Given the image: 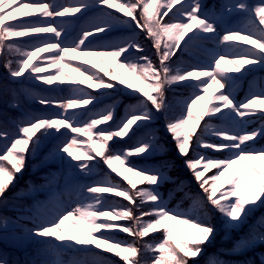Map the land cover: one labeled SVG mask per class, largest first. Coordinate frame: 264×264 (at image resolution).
<instances>
[{"label": "snow or ice", "instance_id": "1", "mask_svg": "<svg viewBox=\"0 0 264 264\" xmlns=\"http://www.w3.org/2000/svg\"><path fill=\"white\" fill-rule=\"evenodd\" d=\"M113 8L130 19L122 20L106 11ZM90 11L96 13L93 23L74 37L68 32L72 22L56 19L79 13L76 20H81ZM235 14H241L243 27L227 23L226 18ZM218 24L224 25L223 35L218 31ZM119 25L130 29L134 25V29L146 33L145 38L151 40L156 50L158 66L146 54L135 32L127 37L108 39ZM46 33L51 35H34ZM23 37L28 39H14ZM205 43L223 46L224 51H212L208 64L173 68L172 59L177 50L187 51ZM3 48L19 57L15 60L16 67H12V60L4 64L8 76L15 82L30 79L48 86L56 84V88L50 89L52 92L59 90V84L67 83L79 93L67 99L36 95L33 98L39 104L59 111L52 115L26 114L16 124V131L0 130V140H10V146L5 144L4 154L0 155V161L6 162L0 163V198L26 167L27 155H34L49 139L55 141L50 157L63 160L60 154H66L69 169H78L80 175L90 179L89 183L76 187L75 207L56 212L51 217L33 219L34 227L27 229L28 238H36L38 244L45 245L53 259L32 261L31 264H62L56 258L61 252L70 250L88 254L90 248L76 247L88 245L113 253L124 264H148L147 260L138 258L140 249L134 243L115 238V230L141 239L162 230L161 240L144 243V251L153 254L151 264H189V261L198 264L203 246L211 243L216 233L211 223L192 218L193 213L203 209L204 201L198 196L193 197L192 207L187 211L168 208L159 190L171 179L165 171L168 162L142 166L130 159L146 160L153 156L158 148L154 135L149 139L137 137L131 147H113L118 144L115 138L131 140L141 130L149 129L157 114H164L165 130L172 135L178 155L187 157L185 166L192 171L207 203L224 218L226 229H239L256 208L264 207V148L252 147V143L264 137V108L253 109L257 103L264 105V90L250 92L239 102L230 91L247 74L264 70V2L250 7L245 0H232L222 5V12L217 14L212 9L205 11L201 0H72L67 4L59 0H0V49ZM38 53L52 55L33 63ZM77 56L99 58L103 75L82 66L89 64V60L69 65L68 61ZM43 61L50 63L45 67ZM222 62L232 65L230 71L239 76L226 75ZM113 66L118 71H113ZM57 67H71L82 79H61L63 72L36 75ZM127 77L140 81L144 87H135ZM116 81L125 89H131L126 93L128 96L137 98L139 94L137 103L126 106L125 115L119 121L115 118L113 105H106L102 110L98 108L110 97L109 91L93 95L79 87L86 82L90 89L115 90L113 82ZM177 84L192 90L190 100L185 102L178 116L169 114L171 105L165 96ZM214 87L218 94L209 95V89ZM86 105L91 108L85 109ZM12 106H17L15 100ZM194 108L196 115H193ZM76 109L82 110L71 111ZM250 118L260 121V126L247 130ZM213 119L220 121V125L213 123ZM100 125L108 126L98 127ZM61 129L78 135L68 137ZM79 136L88 137L87 147L83 150ZM190 144L193 145L191 148ZM209 150L220 153L223 158L208 155ZM101 161L129 187L114 181L108 173H104L102 179H91ZM211 169L217 171L210 177L211 185L205 187L209 180L202 178ZM138 184L148 187H138ZM102 194L122 197L132 207L109 200ZM116 221L131 223H114ZM66 222L71 224L73 233L65 231ZM172 223L184 225L190 234H182L172 227ZM3 227H7L6 219ZM258 228H264V217L250 228L247 236L236 240L228 253L238 254L252 249L257 243L264 244V232H259ZM0 264H6V261L0 260ZM69 264L82 262L72 260ZM206 264L226 262L212 256ZM260 264H264V257Z\"/></svg>", "mask_w": 264, "mask_h": 264}, {"label": "rangeland", "instance_id": "2", "mask_svg": "<svg viewBox=\"0 0 264 264\" xmlns=\"http://www.w3.org/2000/svg\"><path fill=\"white\" fill-rule=\"evenodd\" d=\"M117 2H118V0H117ZM245 2L251 7L253 5L261 4L262 2H264V0H254L251 3H249L248 0H245ZM179 6L180 5H176V7H179ZM95 15H96V13L94 11H90V15H89L88 20H87L88 25H91L93 23V21L95 19ZM124 20H127V19H124ZM226 20H227V23L230 26H233V27H243L244 26L243 22L241 20V14H238V15L235 14L233 16H230V18L227 17ZM121 27H122V25L120 26V28ZM217 27H218V31L221 33V35H223L224 25L223 24H218ZM129 35H131V31L126 32V33H122L123 37H127ZM120 36H121L120 32L119 33L115 32L113 34V36H112V39L113 38H119ZM233 43H240V42L233 41ZM182 45H183V41H182ZM195 46L197 47L198 50H195L193 52V56L196 58L197 62L199 63V64H196V65L208 64L211 61V59H212V56L210 55V53L212 51H224L223 46L217 47V44H213V43H205V44H199V45H195ZM178 51H180V50H177V52ZM187 51H190V48ZM187 51H184V52H187ZM50 55H52V54H50ZM77 57H75L71 61H68L69 65L78 64V63H80L83 60H89L90 61L89 64L82 65V66L90 68L92 71H97L99 73L101 72V69L103 68V66L100 64L99 58H97V57H80L79 58L80 61L77 62V59H76ZM209 57H211V58H209ZM40 60H42V59H40ZM110 63H111V61H110ZM172 63H173V60H172ZM93 65H95V67H93ZM185 67H188V66H185ZM221 67L223 69H225V74L226 75L233 76V74H232L233 72L230 71L231 68H232V65L222 62L221 63ZM53 70L55 72H53L51 74H57L58 72H63L65 78L66 77H72V78H74L76 80L77 79H79V80L82 79L75 71H72L71 67H64V68L57 67V68H55ZM105 70H107V69H105ZM113 70L114 71H118V70H116L114 68V66H113ZM235 74L237 76H239V73H235ZM106 78L107 77H105V79ZM127 79L133 85H134V83H137L136 87H140V88L144 87L143 84H141L140 81H138V80H133L131 77H127ZM245 80H246L247 87H249V89H250V90L247 89L246 96H248L250 92L259 93L261 90H264V70L257 69L255 72H252V75L250 77H247L246 79H244V78L240 79L237 82V84L232 89H230L232 95H234V93H235L234 92V90H235L234 88L239 86V85H241L243 83V81H245ZM116 82H117V85L120 86L119 82L118 81H116ZM257 84H258V86H257ZM213 93L218 94V92H216L215 87L212 88V89H209V95H211ZM254 108H258V109L264 108V105H262L260 103H257L255 105H253V109ZM158 118L162 120L161 117L157 116V119ZM154 120H153V122H154ZM251 129L247 128V130H251ZM52 131H54V130H52ZM74 135H78V134H74ZM144 139H147V138H144ZM161 141H163V140L161 139ZM160 145H161V143H160ZM252 147H254L255 149L264 148L263 145L262 146H252ZM172 155L174 157V153ZM184 158L185 157H183V159ZM183 159H175L174 161L181 162ZM72 163H76V162H72ZM255 163H259V161H255ZM181 168H184L183 164H181ZM182 172H183V174H185V177L189 180V182L192 183L191 186L195 188V190L197 191V194L205 196V194L203 193L202 189H200L199 185L195 181V178H194V176L192 174V171L189 170V169L186 170L184 168V171H182ZM61 173H63L64 175H66V174H70L71 175V174H78L79 172H78V169H69V166H67V167H65V169H63L61 171ZM124 175H127V173H124ZM132 179H136V178L132 177ZM59 183H60V180H58L57 182H54V183L49 182L46 185V187L50 188L52 185H56V187H57V186L60 185ZM61 190L64 191L62 193V195H60V190L59 191L54 190V191H51V192H49L47 190H42V192H40V193L37 192V195L42 196V198L41 199H39V198L37 199V205H35L33 203L29 204L28 208H29V210L31 212L30 213L21 214L20 218L33 222V219L36 218V217H51L56 212H61L62 213L64 211L70 210V208H72V207H75L76 206L75 202L77 200V196L75 194V186L72 184V182L70 181V182H66V183L62 184V189ZM218 195H219V193H218ZM8 198L10 200H14L15 202H17V201L21 202V201L24 200L25 194H17V195L9 194ZM35 198H37V197H35ZM119 198L120 197H113L112 199H109V200H115V201L119 202ZM168 208L171 209V207H168ZM176 210L182 211L180 209H176ZM209 211H210V213L212 215V219H211L210 223L216 229L215 237L217 239L214 238L211 243L206 244V245L203 246L204 247L203 255L198 258V264H201L203 259L206 256H208L209 254H210L211 257L215 256V254H213L214 248H221L222 246L227 244L228 240L233 241L234 240L233 236H235L238 233V231H241V230H244V229H250L253 225L256 224V222L261 217H264V214H263L264 213V207H258L249 215L246 223L241 225L239 227V229H226L225 225H224V218L220 214H217L216 211L211 206H210ZM205 216H207V215L205 214ZM192 218L194 219V215L193 214H192ZM122 222H124V221H122ZM122 224H124V223H122ZM172 227L177 229V230L181 228L187 234H190V230L187 229L184 225L172 223ZM64 229H65V231H67L69 233H73L74 232L73 228L71 227V224L68 223V222H66V224L64 225ZM257 230L259 232H262V230L260 228H258ZM131 238H134V237H131ZM135 239L136 240H140L141 238H135ZM246 254H247V252L244 251V252L238 253V256L243 257ZM227 255L231 256L233 254L227 253ZM56 258L58 259V257H56ZM50 259H53V257L50 255V253H45L41 257L40 260L43 261V260H50ZM220 260L224 261V259H220ZM31 262L32 261H30L29 264H31ZM81 262H82V264H93L94 263L92 260H90V262H86L85 259H82ZM189 263L192 264V261H189ZM62 264H63V262H62ZM64 264H69V262H65Z\"/></svg>", "mask_w": 264, "mask_h": 264}, {"label": "trees", "instance_id": "3", "mask_svg": "<svg viewBox=\"0 0 264 264\" xmlns=\"http://www.w3.org/2000/svg\"><path fill=\"white\" fill-rule=\"evenodd\" d=\"M116 111H117V115H118V113H119V115L121 114L120 105L117 106ZM81 141L83 142L82 144H83L84 148H86L88 139H87V141H83L81 139ZM50 152L51 151H49V149H43V150L37 152L36 157H38V159H42L43 162L39 163L38 166L28 167V171H26V172L22 171V173L20 174L21 179H19V181H21L19 183L20 186L28 185L29 178L33 177L36 170H39L43 167V165L45 164V161H48V163L50 164L51 167L56 166V163L58 160L54 161V159H57V158H55L54 156L50 157V155H49ZM99 160H100V158L97 157V161H99ZM93 163L95 164V161ZM102 166H104V165L102 164ZM106 170H107L106 172H108V174L110 175V177L114 181L122 184V180L118 176H116L114 173H111L109 169H106ZM169 174L171 175V178L173 180L176 179V177L178 176V173H176L175 171H170ZM84 178H87V177H84ZM208 180H209V184H207V187H209L211 185V180L209 178H208ZM200 210L202 211V213L207 214L208 217L204 223H208L210 221V217L212 218V215L208 209V203L205 200H204V207H203V209H200ZM8 212H10V210H7V209L0 210V213L8 214ZM2 220H3V218L0 217V221H2ZM24 232H26V230L23 231L21 229L20 231L18 230L15 233H2V234L0 233V242L3 243L4 245H6L7 247H11L14 250L26 248V246H28V243H27V238L23 236ZM154 240H158L156 236L147 237L141 241L140 246L142 248H144L145 242H152ZM134 244L136 246L138 243L134 242ZM78 247H88V248H94L95 250H97V248H95L94 246H91V245L78 246Z\"/></svg>", "mask_w": 264, "mask_h": 264}]
</instances>
